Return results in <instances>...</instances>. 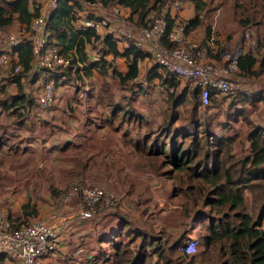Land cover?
I'll list each match as a JSON object with an SVG mask.
<instances>
[{
    "label": "crops",
    "instance_id": "0c3cea01",
    "mask_svg": "<svg viewBox=\"0 0 264 264\" xmlns=\"http://www.w3.org/2000/svg\"><path fill=\"white\" fill-rule=\"evenodd\" d=\"M179 1L181 7L177 10L169 5V18L173 21L182 19L186 23L198 18L199 23L188 29L185 37L187 42L207 48L209 62L223 63L229 58L239 59L250 53L257 59L264 54V0H242L243 5L240 0L237 4L233 0H198L199 9L193 0ZM124 11L129 15L127 8ZM18 26L14 23L8 30H17ZM117 45L120 52L126 47L123 42ZM89 49V60L100 58L91 54ZM107 56L114 61L120 58L107 53L104 59ZM120 59L123 66L115 68L124 73L127 67L124 59ZM142 66H148L149 79L146 80L147 86L150 85L145 96L135 93L131 96V91L118 84L59 85L55 87L53 102L41 105L35 97L33 80H27L32 84L27 86L28 89L23 87L24 77L20 83L16 82L18 77L0 82V212L13 227L39 219L56 223L58 219H50V213L56 208L60 216L70 214L72 206L59 207L58 204L68 185L81 182L112 191L114 187L121 191H143L138 195L142 202L136 207L138 197L129 202L123 198L126 193H119L115 206L118 212L114 209L109 215L99 214L71 224L62 232L57 249L44 256L40 264H93L95 261L110 264L105 261L113 250L106 239L116 229L125 232L120 238L122 243L127 241V231L133 227L146 236L163 237L162 245L167 248L175 235L176 239L181 235H199L203 222L194 221L191 215L185 216L180 198L172 196L174 182L165 175L171 166L162 164V161L158 163V157H163L150 151V148L154 151L158 147V144H152L155 140L159 143L165 136V140L170 141L172 131L181 129L174 114L164 124L167 119L165 101L169 95L164 92V85L172 80L146 57L138 60V75L134 81L140 76ZM94 71L102 82L103 78L115 84L118 82L108 72L101 75ZM232 78L240 83L241 90L234 97L212 92L208 107L198 104V117H192L193 126L207 131L211 140L228 138L230 147H241L243 143L246 146L243 153L247 154L250 150L249 126L264 129V66H260L257 59L248 71L238 67ZM174 83L176 91L177 83L183 84V81ZM19 87H22L21 91ZM145 89L146 86L142 92ZM14 90L11 96L27 93L29 100L8 98L7 92ZM192 94L197 92L192 91ZM180 95L185 98V92ZM113 106L118 107L116 112ZM163 124L169 127L167 133L170 137L163 133L159 140L158 130L164 127ZM172 125L174 128L171 129ZM240 152L235 148L231 153L240 157L243 155ZM14 188L16 190H12ZM7 191H14L15 198L6 194L1 196ZM154 215L158 217L153 219ZM200 248L192 256L194 260ZM8 258L0 256V264H20L13 259L12 263ZM152 264H161V260L153 257Z\"/></svg>",
    "mask_w": 264,
    "mask_h": 264
},
{
    "label": "trees",
    "instance_id": "16d2710c",
    "mask_svg": "<svg viewBox=\"0 0 264 264\" xmlns=\"http://www.w3.org/2000/svg\"><path fill=\"white\" fill-rule=\"evenodd\" d=\"M98 1L105 6L118 4L127 8L130 20L137 25L146 26L164 7H169L175 0ZM193 1L199 9V1ZM39 4V0H0V31H9V27L14 23L28 26L37 16ZM165 14L168 33L174 21L169 18L168 13ZM84 16L85 10H82L81 1L57 0L55 8L46 20L49 43L59 47L61 54L70 57L73 63L81 64L85 76H90L94 70L104 75L110 69V74L118 80L119 87L128 88L138 75V60L150 57V53L131 44L120 52L111 33L96 34L92 29L83 27L80 22ZM198 23L197 17L189 20L185 26V34ZM95 44L100 46V58L91 61L87 49H96ZM162 44H167L166 38L162 39ZM13 50L22 67V72L16 79V82L20 83V79L24 77L22 74H27L30 69L31 49L28 42H22ZM107 53H111L113 58L124 59L127 67L124 73L116 70L104 59L103 56ZM257 59L260 66H264V54ZM257 59L251 53L246 54L237 58V67L248 71ZM70 72V69H61L55 73V80L64 78ZM170 84L176 86L173 81ZM21 89L22 87H19L20 91ZM193 97L194 100L198 99L197 94H193ZM13 99L29 100V97L22 94L14 96ZM183 100V95L176 97V106ZM197 102L193 104L194 116L199 100ZM117 108L113 106L114 112ZM168 131L169 127L163 128V133ZM196 131L197 129L194 130ZM203 132L207 139L206 149L197 144L193 133L184 128H176L172 131L170 141L158 143L155 140L152 144H158V147L154 151L150 148V151L163 157L162 164L171 166L165 175L174 182L172 196L180 198L184 215H191L194 221L203 222L202 232L197 238L200 240V246L202 245L201 254L205 256L204 259H208L213 250L216 251L218 264H264V129L249 126L247 139L250 150L244 157L231 153L228 138L214 141L210 139L207 131ZM189 137L191 140L186 146L177 142L178 138L185 140ZM123 233V229H116L106 239L113 252L105 262L151 264L156 256L157 260H161V264H168L169 252L176 251L183 242L181 235L170 247L167 248L164 244V248L163 237L146 236L140 230L132 228L127 231V241L122 243L120 238ZM137 239L138 247L131 255L129 248ZM179 256L182 261L187 262L186 264L194 262L192 256ZM93 264L101 263L95 261Z\"/></svg>",
    "mask_w": 264,
    "mask_h": 264
},
{
    "label": "built area",
    "instance_id": "2783aa9c",
    "mask_svg": "<svg viewBox=\"0 0 264 264\" xmlns=\"http://www.w3.org/2000/svg\"><path fill=\"white\" fill-rule=\"evenodd\" d=\"M85 1L87 8L80 22L83 27L92 29L96 34L111 33L113 38L125 46L150 53L154 63L164 72L166 78L187 83L188 88L196 91L203 107L211 104L212 92L231 97L241 90L238 81L232 75L238 70L237 57L227 59L222 64L209 62L207 48L195 42H187L185 37L186 21L174 20L167 33L166 14L168 7L153 18L146 26L137 25L129 19L124 8L118 4L103 5L98 0ZM57 0H44L37 7L38 14L28 26H18L0 37V82L13 80L22 72L16 59L14 47L28 42L31 49L28 77L33 80L35 97L39 104L48 105L55 97V73L61 69L78 70L82 65L72 62L70 57L61 54L59 47L51 45L46 30V20L55 8ZM170 6L177 10L181 1L175 0ZM166 38V45L162 39ZM186 43V44H185ZM33 74H32V73ZM175 86L164 85L166 94L173 93ZM119 196L112 190L100 185H68L59 198V207L72 206V212L60 216L58 208L50 213V219L59 220L49 223L34 220L13 227L12 223L0 212V256L9 255L20 264H40V260L54 252L63 231L74 222L92 219L101 211L111 210L117 205ZM200 240L197 237L186 238L177 251L191 257L197 254Z\"/></svg>",
    "mask_w": 264,
    "mask_h": 264
},
{
    "label": "rangeland",
    "instance_id": "374dc122",
    "mask_svg": "<svg viewBox=\"0 0 264 264\" xmlns=\"http://www.w3.org/2000/svg\"><path fill=\"white\" fill-rule=\"evenodd\" d=\"M238 1L239 0H237V1L233 0V2H235L236 4L238 3ZM239 2L242 4V0H240ZM81 6H82V10L83 9L86 10L87 5L85 4V1L81 2ZM9 33L10 32H8L7 30L6 31H2V32L0 31V37H2L4 35H7ZM189 43H191V42H189ZM95 45H96V49L95 48L94 49L90 48L89 50H90L91 54H94L96 56H100V53H98V49H99L100 46L98 44H95ZM200 45H202V44H200ZM105 60L108 63H110L112 67L121 68L123 66L122 65L123 61L120 58H118V59H116L114 61V60H112L111 56H107V57H105ZM150 60H151L152 65H153L154 60H153V58L151 56L149 57V61ZM217 64H222V63H217ZM147 69H148V66H146V67L142 66L141 67L140 76L133 82V84H129L128 85L129 87L124 89V90L131 91L132 92L131 96L133 95V93L138 94L140 96H145V95L148 94L150 85L147 86L148 80H146V79H149V78H147L148 77ZM108 73H111L110 69L108 70ZM92 74H93V76L91 78H88V77H86L84 75V73L80 74V72L78 70H75V71L70 72L67 75H65L64 78L61 77L60 79H57L55 87H57L59 85H66V86H71V87H83V86H90L91 87V86H96V85H98V86H109L110 85L111 86V84L112 85H117V84L119 85V82H116V84H115L111 80H105L104 78H103L104 82H102V79H100V77H98V75L96 74V71H94V73L92 72ZM22 75L24 76V78H26V79H24L23 87L25 89H28L27 86H31L32 84L28 83V81H27L28 75L27 74L26 75L22 74ZM145 86H146V89L144 90L145 92H142V90L144 89ZM153 87H156V86L153 85ZM14 88H16V87L14 86ZM177 88L178 89H176V91H173V93H171V96L170 95L167 96V100L165 101L167 119L165 120L164 124L166 125V123L168 121V117H171V114H174L175 117H177V120H179L177 123L178 124L181 123V129L184 128V129H187L188 131H190L191 133H193V136H196L197 144L198 145H202L204 147V149H206L205 141L207 139L204 136V132H202L203 130L199 129L198 126H197L198 130L196 132H194L195 126H193V119H192V117L194 116L193 115V104L194 103L195 104L198 103L197 100H199V99L194 100V97H193V94H192V90L190 88H188L187 83H183V84L177 83ZM14 92H15V90L13 92H7L8 93L7 97L10 98L11 93H14ZM184 92H185L184 102L182 104L176 106L174 99L176 97H178V96H181L180 94L181 93L183 94ZM27 95L28 94L26 93V96ZM235 95L236 94L232 95L231 97H234ZM199 104H200V102H199ZM195 115H196V117H198V113L197 112L195 113ZM164 124H163V126H164ZM163 128H165V126L164 127H160L159 130H158L159 140L162 137ZM172 128H174L173 125L171 126V129ZM165 134H166L167 137H170V134H168L167 132H165ZM162 140L163 141H167V140H165V136L162 137ZM190 140H191L190 137L189 138H185V140H181L180 138H178L177 142H179L180 144L183 143V145L186 146L190 142ZM192 140H193V138H192ZM245 147L246 146L243 145V143H241V147L240 146H237V147L232 146V147H229V150L232 152L233 149L235 150V148H236V149H240V151H241L240 153H243ZM211 149H213V148L211 147ZM245 155H248V153L247 154L243 153V155H241L240 157H244ZM161 160L162 159L158 157V163H160ZM78 184H82V183L79 182ZM82 185H85V184H82ZM12 190H16V189L14 188ZM113 190H114L115 193H117V195L126 193L127 197L125 195H123V196H125L123 198H127L129 202H132L134 199H137L138 195H140L141 192H143V191L139 192L138 190H135V189L134 190H127V191H124V190L121 191V190H118V189L115 190V187L113 188ZM5 194L8 197L15 198V192L14 191L3 192L1 196H4ZM141 199L142 198H140V196H139L138 197V201L134 204V207H136L137 203L139 204V203L142 202ZM114 209H116V211L118 212L117 207L114 206L111 210L101 211L97 215H99V214L109 215L110 212L113 211ZM205 211L207 212V210H205ZM156 216L158 217V215H156ZM156 216L154 215V216H152V218L154 219V218H156ZM172 216H170V219H172ZM129 218L133 219L131 216ZM201 229L199 230V235L202 232ZM199 235L196 236V237H199ZM176 237H177L176 235H175V237H172L169 240V243L172 242L173 240H176ZM186 238H188V237L187 236H183V238L181 240L184 241ZM136 243L138 244V241ZM136 243H135V245H131L130 248H129L131 255H133V253H135L134 251H136V248L138 247L136 245ZM164 247L166 248L165 245H164ZM201 248H202V245H201ZM201 248H200V252H199L198 256L195 257V260H194V262L192 264H206L208 262H209L208 264H215L216 261H217V257L215 255L216 251L212 250V253L209 255V258L208 259H204L205 256L204 257L202 256ZM5 257L8 258L7 255H5ZM154 258L157 259L156 256ZM10 259H9L10 261H12V259L15 261L14 258H10ZM167 259H170V262L168 264H186L187 263L186 261H182V259H180L179 253H177V251L169 252V256L167 257ZM12 263H13V261H12ZM151 264H152V262H151Z\"/></svg>",
    "mask_w": 264,
    "mask_h": 264
}]
</instances>
